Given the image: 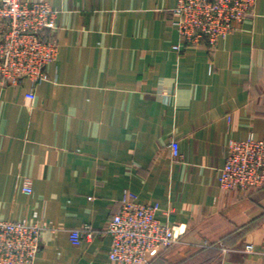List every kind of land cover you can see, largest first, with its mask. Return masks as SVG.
Masks as SVG:
<instances>
[{"label": "crops", "instance_id": "1", "mask_svg": "<svg viewBox=\"0 0 264 264\" xmlns=\"http://www.w3.org/2000/svg\"><path fill=\"white\" fill-rule=\"evenodd\" d=\"M45 1L59 44L46 78L33 99L0 85V219L46 227L34 264H113L108 234L76 246L69 232L103 228L126 191L187 227L146 264H264V186H218L228 143L264 139V0L211 52L173 48L176 0Z\"/></svg>", "mask_w": 264, "mask_h": 264}, {"label": "built area", "instance_id": "2", "mask_svg": "<svg viewBox=\"0 0 264 264\" xmlns=\"http://www.w3.org/2000/svg\"><path fill=\"white\" fill-rule=\"evenodd\" d=\"M255 3L256 0H176L171 13L180 42L173 48L179 52L204 45L213 51L222 37L254 15ZM57 14L58 10L45 0H0L1 86L26 87V97L34 98L35 87L46 78V65L58 54L59 44L51 35ZM167 147L170 159L180 161L178 141L170 140ZM218 186L244 194L264 186V139L249 137L228 143ZM22 190L31 192L29 181ZM168 213L159 203L140 202L135 193L126 191L103 228L90 224L72 228L70 241L77 246L98 234H108L111 242L107 256L111 263L146 264L153 252L177 243L186 231L184 223L170 222ZM45 229L27 219H0V264H34ZM201 245L218 247L222 254L231 250L220 242L204 240ZM244 250L250 252L252 245L247 244Z\"/></svg>", "mask_w": 264, "mask_h": 264}]
</instances>
